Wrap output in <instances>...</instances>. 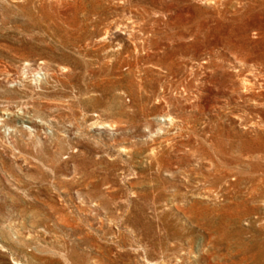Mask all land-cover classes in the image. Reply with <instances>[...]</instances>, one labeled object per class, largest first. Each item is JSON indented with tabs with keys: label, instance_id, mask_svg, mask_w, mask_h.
<instances>
[{
	"label": "rangeland",
	"instance_id": "rangeland-1",
	"mask_svg": "<svg viewBox=\"0 0 264 264\" xmlns=\"http://www.w3.org/2000/svg\"><path fill=\"white\" fill-rule=\"evenodd\" d=\"M0 264H264V0H0Z\"/></svg>",
	"mask_w": 264,
	"mask_h": 264
},
{
	"label": "bare ground",
	"instance_id": "bare-ground-1",
	"mask_svg": "<svg viewBox=\"0 0 264 264\" xmlns=\"http://www.w3.org/2000/svg\"><path fill=\"white\" fill-rule=\"evenodd\" d=\"M183 91H184V90H183ZM184 92H185V91H184ZM164 117H165V119L168 121L169 124L172 123L173 118H172L171 116H169V114H165ZM114 126H115V125H113L112 123H110V124H105V127L109 128V129H110V128L112 129ZM155 150H156V149H154V148L150 149V155H151V156H152V155L154 156V154L156 153Z\"/></svg>",
	"mask_w": 264,
	"mask_h": 264
}]
</instances>
